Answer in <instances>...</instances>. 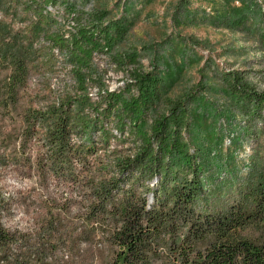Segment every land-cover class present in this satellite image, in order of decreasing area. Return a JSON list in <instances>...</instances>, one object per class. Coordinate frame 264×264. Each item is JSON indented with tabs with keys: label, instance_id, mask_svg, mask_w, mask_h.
Masks as SVG:
<instances>
[{
	"label": "trees",
	"instance_id": "16d2710c",
	"mask_svg": "<svg viewBox=\"0 0 264 264\" xmlns=\"http://www.w3.org/2000/svg\"><path fill=\"white\" fill-rule=\"evenodd\" d=\"M59 3L74 25L69 37L53 29L48 9ZM75 11L70 0H0V65L10 70L0 116L23 122L13 151L0 131V164L36 181L43 212L36 224L53 230L43 242L98 241L108 250L104 264H264V91L237 74L224 79L256 147L245 177L233 171L216 184L223 165L204 155L219 152H191L189 111L164 96L157 75L135 68L116 92L93 79L94 55L119 43L127 23ZM258 36L264 45V29ZM111 59L120 66L125 58ZM129 63L140 66L134 56ZM5 211L0 200V264L48 259L46 248L12 251L25 238L3 223Z\"/></svg>",
	"mask_w": 264,
	"mask_h": 264
},
{
	"label": "rangeland",
	"instance_id": "374dc122",
	"mask_svg": "<svg viewBox=\"0 0 264 264\" xmlns=\"http://www.w3.org/2000/svg\"><path fill=\"white\" fill-rule=\"evenodd\" d=\"M74 3L75 13L103 14V24L123 20L128 26L112 49L103 46L104 52L94 55L93 79L105 90L116 92L124 91L135 68L144 74L157 75L164 96L173 102H184L189 111L191 131L186 133V138L191 152L197 148H202L200 153L219 152L217 158L213 153L204 155L223 165V170L215 173L216 184L231 180L229 173L233 171L235 178L245 177L256 145L248 138V120L237 110L236 100L224 79L230 80L237 74L252 88L264 91V45L258 36L264 29V0H252V9L240 0H70V4ZM65 9L59 3L48 11L56 21L53 29L58 28L69 37L74 25L64 15ZM254 14L261 17L257 25L251 18ZM21 26L17 21L15 27ZM114 55L124 56V64L115 65L111 59ZM130 56L136 57L140 66L129 63ZM9 76L10 70L1 69L0 65L3 96ZM39 82V78L32 80V91ZM92 92L95 96L97 91ZM157 109L161 113L167 111L163 105ZM22 128L23 122L16 113L12 120L0 116V131L10 135L11 151L18 148L16 140ZM208 172L213 174L212 169ZM33 188H36L34 179H22L0 164V200L6 202L2 221L25 238L12 251L26 252L27 246L46 248L48 259L39 264H104L108 250L98 241L81 242L72 249L61 242L54 247L43 242L44 235L53 230L36 224L43 212L33 197Z\"/></svg>",
	"mask_w": 264,
	"mask_h": 264
}]
</instances>
